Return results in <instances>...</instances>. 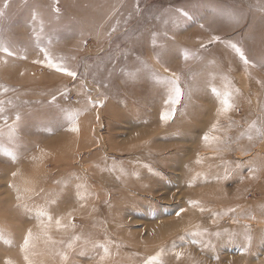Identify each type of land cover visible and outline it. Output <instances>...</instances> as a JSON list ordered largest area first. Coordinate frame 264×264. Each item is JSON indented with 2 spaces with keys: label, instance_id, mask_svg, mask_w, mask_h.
<instances>
[{
  "label": "rangeland",
  "instance_id": "obj_1",
  "mask_svg": "<svg viewBox=\"0 0 264 264\" xmlns=\"http://www.w3.org/2000/svg\"><path fill=\"white\" fill-rule=\"evenodd\" d=\"M262 9L264 0H0V45L13 53L0 48V264H28L25 255L31 264H145L157 253L154 264H264V137L251 129L248 139L253 121L264 129ZM41 49L76 78L34 63ZM171 79L182 95L165 122ZM226 92L234 107L218 115ZM227 117L246 130L230 154L240 164L222 163L231 148L220 136L202 139L214 124L234 132ZM206 142L214 147L200 154ZM134 145L169 151L133 159L116 148ZM195 152L210 162L186 174L179 167L194 165ZM161 162L176 170L153 168ZM143 171L158 187L128 202L100 185ZM77 192L87 213L68 216L78 208L57 199ZM41 211L52 217L46 228Z\"/></svg>",
  "mask_w": 264,
  "mask_h": 264
},
{
  "label": "bare ground",
  "instance_id": "obj_2",
  "mask_svg": "<svg viewBox=\"0 0 264 264\" xmlns=\"http://www.w3.org/2000/svg\"><path fill=\"white\" fill-rule=\"evenodd\" d=\"M103 14V13H102ZM39 72V71H38ZM41 72V71H40ZM206 99H208V100H210L209 99V96H206ZM190 114V113H189ZM184 116V115H183ZM228 119H223V121L225 120V123L227 122V124H228V127H225V128H230V129H232V130H234V132H230L229 134H227V135H225V132H221L220 130H218L217 128L218 127H216L215 129L213 128L212 130H210L209 132H207L206 133V135L208 134V135H214L215 137H216V139L215 140H219V138H223L224 140H225V143H223V141L220 143L221 145V147H230L231 149H228V152L227 153H223L224 154V156H225V158H224V160H226V161H224V162H222V163H226L227 161H236V163L235 164H240V160L241 159H239V161H237V160H234V158L232 157V155H230L231 154V152L234 150V145H233V143L237 140V138H245V132H246V130L244 129V130H241L240 131V129H236V128H234L233 126L234 125H236V123H234V124H232V123H230V122H228L229 121V117H227ZM150 124H152V123H150ZM150 124H148L149 126H150ZM235 132H239V133H236L235 134ZM243 134V135H242ZM184 136V134L183 133H181V135H180V137H183ZM185 136H186V134H185ZM217 136H220L219 138L217 137ZM218 138V139H217ZM139 140H141V138L139 139ZM215 140H213V141H215ZM214 142H206V143H204L203 145H200L199 146V148H198V151L200 152V154H204V152L207 150V149H209V150H212V148L214 147ZM219 145H217V147L219 148L220 147ZM118 150L120 149L121 150V152L124 154V153H127V154H132V155H135V157L133 158V159H142L143 157H154V156H161L162 154H164V153H166V152H168L169 151V149H167V148H162V149H160V150H156L155 149V151H153V147H150L149 145L146 147V149H142V148H138V149H136V147H135V145L134 146H131V147H125L124 146V148L122 147V148H120L119 146H117L116 147ZM193 148V147H192ZM262 148V147H261ZM140 150V151H139ZM136 151H137V153H136ZM158 151V152H157ZM192 151V150H191ZM136 153V154H135ZM245 152L244 151H240L239 153H238V157L240 158V157H242L243 156V154H244ZM127 154H125V155H127ZM61 155H63V154H61ZM237 155V154H236ZM196 156V157H195ZM197 156H198V154L195 152V155L192 157V159L196 162V163H194V165H193V163L192 164H190V165H187L186 166V164H183L182 163V165L179 167L180 168V170H182V171H184V173H186V174H188V173H191V172H193L194 170H196V168H195V166L196 167H201V166H203L204 164H206V163H208V162H210V160H209V158H207V155L206 156H200V157H198L197 158ZM249 156V155H248ZM247 156V157H248ZM201 158H202V161H201ZM220 158H221V156H219L218 155V159L220 160ZM198 159H200V160H198ZM162 163V165H156V164H154L153 165V168H157L156 170H160V171H165L166 173L167 172H169L170 171V169H173V167L171 168L169 165H167V164H164V162H161ZM138 168H139V166H132V169H136V170H138ZM140 170H141V168H140ZM174 170H176L175 168L173 169V171ZM178 170V169H177ZM82 172V171H81ZM251 172V171H250ZM151 173H153V171H151ZM149 171H147V172H145V171H143V172H141V174H140V172H139V174H134V175H132V176H127L126 178H121L122 180H120V177L117 179V180H111V181H106V180H103V181H100V185L103 187V188H105V187H109V188H113L114 190H111L110 192H108L109 194H110V196H115V195H117V197L121 200V202L122 201H125V202H128V193L129 192H131V191H133L134 190V192H147V191H155L156 190V186L158 187V184L157 185H155L154 184V182H151L152 184H154V186H152V185H150V184H148L147 182H145L144 181V179L145 178H147V176L148 175H151L152 176V174H151ZM242 172L241 171H237L236 173H235V178L234 179H237V181H239V182H241V188L242 189H244V187H245V185H244V183L242 182V178L241 177H237V176H240V174H241ZM183 174V173H182ZM225 175H228V174H226V173H223V176H225ZM253 176H258V174H257V172H255V171H253L252 173H250L249 175H248V177L249 178H252ZM118 177V176H117ZM159 182H161V185H163V186H165V185H167V184H169L168 182L166 183L164 180L162 181V180H160ZM160 185V186H161ZM118 186H121V187H123V188H125V190H121V189H116ZM21 187H22V185H20L19 183H17V184H13V186H12V190H16L17 191V189L18 188H20L21 189ZM166 187V186H165ZM164 187V188H165ZM7 190V189H6ZM19 190V189H18ZM84 193H85V191H83ZM80 193L81 192H77V193H75V194H72V195H67V196H63L61 199H57V201L59 202H64V203H67V202H71L72 204H74L73 205V208H78L77 210H72V211H69L67 214H68V216H69V213H72V214H74L75 213V215H77V214H79V213H82V214H86L87 213V211L85 210V209H79L80 208V206H81V204H82V199H80L79 197L80 196H83L84 194H82V195H80ZM86 195H88L87 193H85ZM47 199H49V200H51V201H55L56 199L54 198V199H52V198H47ZM233 199H227L226 201H232ZM107 201V200H106ZM225 201V200H224ZM106 204V202L102 199V200H100L99 199V205H100V207H103L104 205ZM116 205L117 204H115V207H116ZM206 205H208V204H205L204 206H206ZM40 208V207H39ZM118 208V207H117ZM39 211V210H38ZM91 232V231H90ZM89 233V232H88ZM92 233V232H91ZM115 236H117V235H114L113 234V236H112V238H114Z\"/></svg>",
  "mask_w": 264,
  "mask_h": 264
},
{
  "label": "snow or ice",
  "instance_id": "obj_3",
  "mask_svg": "<svg viewBox=\"0 0 264 264\" xmlns=\"http://www.w3.org/2000/svg\"><path fill=\"white\" fill-rule=\"evenodd\" d=\"M4 7H7V2H5ZM262 10H264V9H262ZM54 11L58 12L59 9L54 8ZM182 14L185 16L187 15V13H182ZM0 16H3L2 10H0ZM33 19H35V15L33 16ZM201 27H203V26L201 25ZM219 39H220L219 37H213L212 41H210V42L218 41ZM203 46L204 45H201V47H203ZM229 46L238 55L239 59L243 62V64L245 65V69H247V66L249 65L250 62H249L248 58L246 57L242 48L235 43H231ZM0 48H2V50L5 53H8V55L13 54L12 52L9 51V49L7 47H3L2 45H0ZM41 51L43 52L44 60L43 61L37 60V61H34V63L45 64V66L48 67L49 69L55 70L57 72H62L64 74H66L67 76L72 77L73 79L76 78L77 73L73 70H70L67 66H65L62 63V61L64 59L63 57L59 58V61H57L47 49H41ZM183 56H184L185 60H187L189 58V55L186 51L183 53ZM165 71H167V69H165ZM173 77H175V74H173ZM168 83H170L172 85V88H171V93L169 95V98H168V100L165 101V103L170 104L172 106V109H171V112H166V113L162 114L161 119L164 120L165 122L174 116L175 105L180 102V98L182 95V92H181L180 88L178 87L177 79H171L168 81ZM212 91L217 96H220V93L217 92L216 89H213ZM54 99H55V97H53V100ZM0 104H3V101H0ZM233 107H234V105L231 102V93L226 92L223 95V99L221 100V107L218 109V115L228 113L230 110H232ZM2 111H3V109L0 108V112H2ZM16 119H17V121H19L20 117L17 116ZM69 119H71V117H69ZM213 128L214 129L216 128V124L213 125ZM251 129H255L258 136L264 137V129L257 128L255 121H253L252 124L249 125V134H248L249 140H251L253 138L252 135L250 134ZM202 139L207 141L209 139V137L207 135H205L202 137ZM7 154L10 156L12 155L11 153H7ZM13 159H14V157H13ZM249 171H255V169H249ZM13 175H15V173H13ZM79 198L83 199L84 197L80 196ZM81 206H83V205H81ZM181 211H183V210H181ZM201 211H203V209H201ZM230 211H235V210L231 209ZM69 215H71V214L69 213ZM177 215H179V212L177 213ZM45 218L47 219L48 224H51V222H52L51 215H48L46 212L41 211L38 215V219H40V221H41V227H44V228L47 227V225L44 223ZM55 223H56L57 227H60L61 226V218H57L55 220ZM31 239H32V232H31V230H29L28 234L24 240V245H23V249H22L23 251H25V252L27 251V249L29 247V242L31 241ZM77 239H79V237H77ZM69 247H71V245H69ZM104 252H105V255H107V253H108L107 247H104ZM159 255L160 254L157 253V256L148 258L145 261V264H154V262L157 260ZM180 255H182V253H177L178 257ZM24 259L26 261H28V264H31V261H29V258L27 255L24 256ZM103 259H104V257H101V260H103ZM6 264H11V261L6 262Z\"/></svg>",
  "mask_w": 264,
  "mask_h": 264
}]
</instances>
